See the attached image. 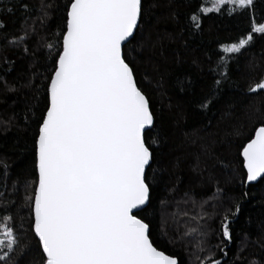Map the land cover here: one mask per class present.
<instances>
[{
    "label": "trees",
    "instance_id": "obj_1",
    "mask_svg": "<svg viewBox=\"0 0 264 264\" xmlns=\"http://www.w3.org/2000/svg\"><path fill=\"white\" fill-rule=\"evenodd\" d=\"M68 2L0 0V220L11 216L29 245L0 264H43L26 205L38 178L36 132ZM142 2L132 56L155 119L145 133L154 155L147 170L154 245L182 264H264V178L248 184L241 155L264 126V92L249 91L264 81V34L252 31L264 23V0L207 14L199 11L210 6L205 0ZM248 35L240 53H223ZM235 203L240 212L233 215ZM225 212L231 241L219 234Z\"/></svg>",
    "mask_w": 264,
    "mask_h": 264
},
{
    "label": "snow or ice",
    "instance_id": "obj_2",
    "mask_svg": "<svg viewBox=\"0 0 264 264\" xmlns=\"http://www.w3.org/2000/svg\"><path fill=\"white\" fill-rule=\"evenodd\" d=\"M205 2L210 6L200 8L202 14L219 13L229 4L246 9L254 0ZM143 12L142 0H69L66 5L62 44L35 138L38 178L26 205L34 213L43 264H182L154 246L147 215L152 199L147 170L154 155L145 132L154 126V113L138 86L132 56ZM252 31L264 34V23ZM252 39L248 35L222 51L240 53ZM249 91L264 92V81ZM241 155L247 181L264 178V126ZM239 212L235 203L233 215ZM12 219L0 220L4 261L10 253L24 255L29 246ZM232 222L225 212L219 234L226 241L233 238Z\"/></svg>",
    "mask_w": 264,
    "mask_h": 264
},
{
    "label": "water",
    "instance_id": "obj_3",
    "mask_svg": "<svg viewBox=\"0 0 264 264\" xmlns=\"http://www.w3.org/2000/svg\"><path fill=\"white\" fill-rule=\"evenodd\" d=\"M154 123H155V119H154ZM148 130H149V129H146V132H147ZM146 132H145V133H146ZM254 138H255V136H254ZM254 138H253V139H254ZM250 142H251V141H250ZM261 179H262V178H261ZM261 179H260V180H261ZM260 180L255 181V182H248V181H247V183H248V184H255V183H258ZM154 246H155V245H154ZM155 247H156V246H155ZM157 249H158V248H157ZM158 250H159V249H158ZM160 251H161V250H160ZM165 254H166V253H165Z\"/></svg>",
    "mask_w": 264,
    "mask_h": 264
}]
</instances>
